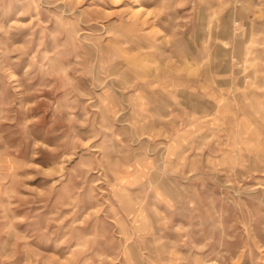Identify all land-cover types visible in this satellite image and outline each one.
Here are the masks:
<instances>
[{"label":"rangeland","instance_id":"rangeland-1","mask_svg":"<svg viewBox=\"0 0 264 264\" xmlns=\"http://www.w3.org/2000/svg\"><path fill=\"white\" fill-rule=\"evenodd\" d=\"M0 264H264V0H0Z\"/></svg>","mask_w":264,"mask_h":264},{"label":"crops","instance_id":"crops-1","mask_svg":"<svg viewBox=\"0 0 264 264\" xmlns=\"http://www.w3.org/2000/svg\"><path fill=\"white\" fill-rule=\"evenodd\" d=\"M234 69H231L230 71H221V69H218V68H213L212 70H209V73H199L197 75L196 78H194V81L197 82V87L200 89L201 88V83L205 82V81H212L213 82V86L212 88L210 89V93H219L221 91H224V90H228L226 89L227 86H232V81L234 80V74L232 73ZM176 78V77H175ZM174 77L171 78V81H178V79H175ZM237 78H239L237 76ZM208 79V80H207ZM184 81H190V79H188L187 77L185 76H181L180 77V84H181V87H183V83ZM223 82V83H222ZM225 82L227 83H230V84H226ZM227 85V86H226ZM179 86L177 85H171L170 87V93H173L174 90H177ZM231 89V88H230ZM195 112V113H194ZM184 113V115L186 114V118L191 114H194V115H199V113L197 111H189V108L188 107H184V111L181 112V114ZM198 117V116H196Z\"/></svg>","mask_w":264,"mask_h":264}]
</instances>
